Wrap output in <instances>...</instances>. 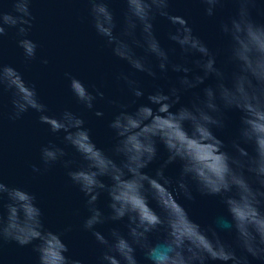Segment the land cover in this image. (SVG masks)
Returning <instances> with one entry per match:
<instances>
[{
	"label": "clouds",
	"instance_id": "9594fccd",
	"mask_svg": "<svg viewBox=\"0 0 264 264\" xmlns=\"http://www.w3.org/2000/svg\"><path fill=\"white\" fill-rule=\"evenodd\" d=\"M87 2L97 36L134 72L153 79L157 78L155 69L161 74L169 69L182 73L167 93L157 89L147 96L148 104L135 111L128 110L129 104L109 101L120 110L108 124L115 143L106 152L94 143L81 116L70 110L49 115L36 86L0 61V97L10 94L8 119L16 121L30 111L38 113L39 122L52 134L64 133L63 143L82 161L73 170L74 160L65 159L69 155L65 148L50 143L40 150L44 171L61 163L71 183L86 198L88 216L82 227L103 248L98 264H140L138 251L144 264H264V24L251 17L256 0H232L236 14L220 26L228 40L223 67L217 63L219 53L194 35L184 18L169 13L170 0H124L119 32L110 0ZM200 2L206 5L205 14L212 17L225 0ZM32 3L4 0L0 4V42L15 29L26 61L36 59L38 47L27 38L35 20ZM157 16L174 26L169 39L179 46L182 56L199 57L193 61L198 72L186 62H173L169 51L161 47L154 34ZM136 49H142L143 55ZM41 62L48 63L46 59ZM65 77L84 109L92 111L105 99L95 86H90V91L70 73ZM209 77L215 78V87L204 88L202 97L195 95L190 107L173 111L182 93ZM117 80H122L135 98L132 104L144 95L139 82L129 75L121 73ZM231 109L242 115L236 138L225 145L212 129L224 128L223 110ZM94 114L104 115L102 111ZM158 143L167 150L168 158L151 177L143 170L157 158ZM174 162L181 165L175 180L164 175V168ZM32 170L41 172L35 165ZM193 189L201 197H219L226 214L206 226L194 221L181 203L195 201ZM102 195L107 196L108 215L97 206ZM125 220L126 233L111 228L106 237L96 230L98 225ZM64 234L45 227L33 193L9 187L0 179V247L10 242L32 246L37 264H81L67 255Z\"/></svg>",
	"mask_w": 264,
	"mask_h": 264
},
{
	"label": "water",
	"instance_id": "95a60500",
	"mask_svg": "<svg viewBox=\"0 0 264 264\" xmlns=\"http://www.w3.org/2000/svg\"><path fill=\"white\" fill-rule=\"evenodd\" d=\"M4 0H0L3 4ZM10 8V5L8 6ZM119 32L123 26V16L126 5L124 0H110ZM206 5L200 0H170L169 13L184 18L193 29L194 35L203 40L210 50L218 52V66L223 67L227 59L228 40L220 31L222 23L227 22L236 14L237 5L232 0H225L218 5L215 14L209 17L205 14ZM32 15L35 17L28 39L37 44L36 59L26 61L23 50L18 46L21 37L16 30H9L8 35L0 42V61L16 69L30 84L36 86L41 101L48 106L49 115H59L64 110H70L85 120V126L90 130L91 137L97 147L108 152L115 143L114 134L108 124L120 110L109 101L117 104H129V111L148 104L147 96L157 89L165 93L177 84L182 73H174L169 69L167 74H161L159 69L157 78L145 73H136L125 62L112 54L105 41L97 36L92 26L90 5L87 0H33ZM254 22L264 24V0H256L251 9ZM154 34L161 47L169 51L170 58L176 63H185L186 66L198 72L193 61L198 56H182L178 45L169 39L174 26L163 17L157 16L153 22ZM140 37L137 31V38ZM138 55H143L142 49H136ZM47 60V65L42 60ZM156 62L153 60V64ZM230 70V69H229ZM65 73H70L80 79L86 86H95L104 92L105 99L98 101L94 110L88 111L80 105L73 96ZM121 73L129 75L139 82L144 95L136 100L122 80H117ZM216 80L209 77L204 84L181 94L180 102L173 111L180 107H190L195 95L203 96V89L215 87ZM102 111V117H96L94 112ZM11 112L10 94L4 93L0 97V179L9 187L23 188L37 197L38 206L43 212L45 227L55 232L65 233L62 237L69 248L72 259L81 261V264H98V258L103 251L91 232L82 227L88 216L86 198L74 186L67 176V170L61 163L51 166L44 171L40 159L42 147L55 144L65 148L69 153L65 159L74 160L73 170L82 161L73 149L63 143L64 133L52 134L47 125L39 122V114L28 112L21 119L10 121ZM241 113L238 110H223L224 128H213V133L224 142L236 138L240 127ZM186 128L189 126L186 124ZM247 147V146H244ZM251 152V149L248 148ZM168 158L167 150L162 144H157V158L143 171L155 177L157 170ZM33 165L41 169L40 173L33 172ZM179 162L168 164L164 168V175L175 180L180 173ZM105 182L109 181L105 178ZM194 202L181 203L188 210L190 217L202 226L213 223L221 215L226 214L224 204L219 197H201L193 189ZM107 196L102 195L97 206L108 215ZM152 207L155 203L150 201ZM157 211H159L157 209ZM6 211L4 215L6 216ZM127 221L108 222L98 225L96 230L106 237L111 228H119L126 233ZM65 229H71L65 232ZM156 237L154 236L153 239ZM137 259L144 264L143 254L138 251ZM37 255L32 246L20 247L14 242L0 247V264H37Z\"/></svg>",
	"mask_w": 264,
	"mask_h": 264
}]
</instances>
